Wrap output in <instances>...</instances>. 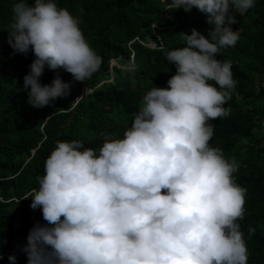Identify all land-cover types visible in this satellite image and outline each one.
Segmentation results:
<instances>
[{
	"label": "clouds",
	"instance_id": "9594fccd",
	"mask_svg": "<svg viewBox=\"0 0 264 264\" xmlns=\"http://www.w3.org/2000/svg\"><path fill=\"white\" fill-rule=\"evenodd\" d=\"M254 6L255 0H171L168 11L195 7L214 28L179 33L186 46L165 53L176 66L168 87L147 91L123 138L105 136L99 149L75 139L56 142L32 190L30 207L46 223L27 236L28 264H247L237 222L246 189L233 178L236 161L209 145V121L230 115L224 105L236 82L231 61L217 56L238 42L237 14ZM12 13L9 46L35 56L24 76L33 108L71 92L59 76L41 83L46 66L80 82L99 71L101 58L67 8L55 0H16ZM8 259L16 264L15 254Z\"/></svg>",
	"mask_w": 264,
	"mask_h": 264
},
{
	"label": "trees",
	"instance_id": "16d2710c",
	"mask_svg": "<svg viewBox=\"0 0 264 264\" xmlns=\"http://www.w3.org/2000/svg\"><path fill=\"white\" fill-rule=\"evenodd\" d=\"M15 2L0 0V238L6 241L0 245V264H11L12 254L16 264H28L22 250L27 236L37 223H46L42 211L30 207L32 190L39 188L37 177L44 174L56 142L75 139L99 149L105 136L123 138L147 91L168 87L176 66L165 53L186 46L179 33L191 34L195 28L207 35L214 28L195 7L168 11L171 0H55L80 18V28L102 63L85 82L63 68L46 66L41 83L59 76L71 84V92L37 109L27 103L24 90L35 56L14 53L8 44ZM232 27L238 42L221 49L217 59L231 61L236 86L224 105L230 115L209 121L214 126L209 145L238 164L233 178L246 189L244 217L237 222L247 245V264H264V0L237 14ZM150 42L157 46H148ZM113 59L118 65H112Z\"/></svg>",
	"mask_w": 264,
	"mask_h": 264
},
{
	"label": "built area",
	"instance_id": "2783aa9c",
	"mask_svg": "<svg viewBox=\"0 0 264 264\" xmlns=\"http://www.w3.org/2000/svg\"><path fill=\"white\" fill-rule=\"evenodd\" d=\"M151 47H155V45H151V44H149Z\"/></svg>",
	"mask_w": 264,
	"mask_h": 264
},
{
	"label": "rangeland",
	"instance_id": "374dc122",
	"mask_svg": "<svg viewBox=\"0 0 264 264\" xmlns=\"http://www.w3.org/2000/svg\"><path fill=\"white\" fill-rule=\"evenodd\" d=\"M149 44L154 45V42H153V43L150 42ZM83 91H84V90H83Z\"/></svg>",
	"mask_w": 264,
	"mask_h": 264
}]
</instances>
